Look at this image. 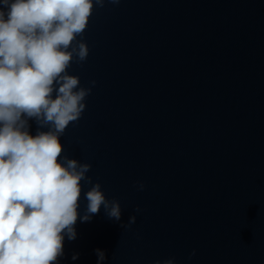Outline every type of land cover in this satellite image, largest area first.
<instances>
[{
    "label": "clouds",
    "instance_id": "9594fccd",
    "mask_svg": "<svg viewBox=\"0 0 264 264\" xmlns=\"http://www.w3.org/2000/svg\"><path fill=\"white\" fill-rule=\"evenodd\" d=\"M104 3L0 0V264H56L65 236L76 239L81 181L92 183L86 175L91 165L61 159L59 138L81 117L91 88L80 87L79 77L67 69L74 58L87 59L88 46L77 37L86 30L94 4ZM29 119L48 131L31 135ZM138 187L143 190V183ZM84 195L82 222L101 206L110 219L120 220L119 202L106 199L99 183ZM135 221L130 216L127 226ZM95 251L100 264L105 252ZM155 264H174V259Z\"/></svg>",
    "mask_w": 264,
    "mask_h": 264
}]
</instances>
